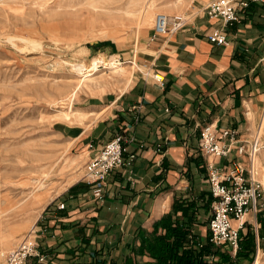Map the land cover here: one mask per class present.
<instances>
[{
    "label": "crops",
    "instance_id": "obj_1",
    "mask_svg": "<svg viewBox=\"0 0 264 264\" xmlns=\"http://www.w3.org/2000/svg\"><path fill=\"white\" fill-rule=\"evenodd\" d=\"M215 28H224L223 21L201 11L182 29L151 39L142 60L149 72H134L128 87L112 90L96 118L78 129L76 143L87 148L88 159L125 134V165L108 176L103 201L79 178L64 191L65 208L55 200L39 216L35 232L47 259L32 264H124L140 244L139 230L152 231L175 201L196 205L193 232L207 237L208 162L226 160L202 150L200 130L237 127L241 141L255 134L264 99V4H252L226 27L227 45L209 39ZM154 73L164 76V85ZM246 217L256 229L264 213Z\"/></svg>",
    "mask_w": 264,
    "mask_h": 264
},
{
    "label": "rangeland",
    "instance_id": "obj_2",
    "mask_svg": "<svg viewBox=\"0 0 264 264\" xmlns=\"http://www.w3.org/2000/svg\"><path fill=\"white\" fill-rule=\"evenodd\" d=\"M151 1L154 13L141 24L140 11ZM209 1L0 0V264L1 252L34 232L39 216L55 200L64 202L66 188L86 176L90 159L76 143L77 131L96 118L112 90H125L134 72H149L142 60L156 15L188 21ZM101 56L106 60L89 71ZM75 63L87 65L84 73L73 69ZM76 113L78 120L64 118ZM258 131L264 184V99ZM35 193L42 196L31 204ZM209 217L210 212L203 219L207 224ZM260 223L256 250L241 264H256L257 256L264 264V219ZM213 244L234 257L241 248ZM219 260L220 255L209 258Z\"/></svg>",
    "mask_w": 264,
    "mask_h": 264
},
{
    "label": "built area",
    "instance_id": "obj_3",
    "mask_svg": "<svg viewBox=\"0 0 264 264\" xmlns=\"http://www.w3.org/2000/svg\"><path fill=\"white\" fill-rule=\"evenodd\" d=\"M254 3L264 4V0H210L204 6V12L222 20L224 28H215L209 34V39L219 45L229 44L226 27L240 22ZM186 22L182 15L158 13L151 39L176 32ZM153 78L164 85L165 78L162 74L154 73ZM240 134L237 127L218 129L213 124H208L201 128L199 137L200 146L205 153L226 160L222 164L209 161L207 167L209 192L212 195L208 220L210 241L216 245L225 244L235 251L240 247L241 231H248V213H264V184L259 179L257 162L258 153L263 148L261 136L258 131L250 140L241 141ZM125 142V134H115L87 162L85 178L99 201L104 199L108 176L125 165ZM134 157L132 154L131 158ZM59 208H65V202H61ZM1 256L5 264H32L33 258H37L38 262L47 259L39 251L35 231L15 247L3 250Z\"/></svg>",
    "mask_w": 264,
    "mask_h": 264
},
{
    "label": "trees",
    "instance_id": "obj_4",
    "mask_svg": "<svg viewBox=\"0 0 264 264\" xmlns=\"http://www.w3.org/2000/svg\"><path fill=\"white\" fill-rule=\"evenodd\" d=\"M202 197L204 207L210 210L212 195L207 192ZM193 205L196 206L175 201L172 212L156 221L152 231L141 228L137 235L140 244L133 247L124 264H214L209 261L214 255H220L219 264H241L240 259L249 258L250 253L256 250V234L250 225L247 233L241 231V248L236 257L227 251L215 249L210 241V233L202 239L193 232L192 222L197 219L194 210H191ZM144 255L151 260L143 262L138 259V256Z\"/></svg>",
    "mask_w": 264,
    "mask_h": 264
},
{
    "label": "bare ground",
    "instance_id": "obj_5",
    "mask_svg": "<svg viewBox=\"0 0 264 264\" xmlns=\"http://www.w3.org/2000/svg\"><path fill=\"white\" fill-rule=\"evenodd\" d=\"M155 8V2L154 1H151V2H148L145 6H144V8L140 11V15H139V17H140V22L139 23H144L145 21H147V20H149L150 19V17L153 15V13H154V11H153V9ZM111 58V57H110ZM106 59H104L102 56L101 57H94V60H93V62H92V65H93V67H91V69L89 70V71H91V70H96L97 69V67H98V64H99V62L100 61H105ZM66 62H68V61H66ZM78 63H80V62H78ZM112 64L114 63V61H112L111 62ZM111 63H109V64H111ZM85 68H87V65H85V64H77V63H75V65H74V68L73 69H75L76 71H79V72H82V73H84L83 71L85 70ZM89 69V68H88ZM86 74V73H85ZM90 74H92L91 72L89 73V74H87V75H90ZM86 75V76H87ZM88 77V76H87ZM62 113H65V111H62ZM64 118H68V119H71V120H78L80 117H79V115H78V113H76V114H74V115H69V114H65L64 115ZM40 180V179H39ZM38 180V181H39ZM39 185V184H38ZM44 185V184H43ZM42 185V186H43ZM42 186H40V187H42ZM43 191V190H42ZM41 196H42V194L41 193H35V195L33 194V196H32V198H31V196H30V198H31V201H30V203L32 204H34V202L35 201H37V199H39V198H41ZM29 199V198H28ZM6 202H7V204H9V203H11V200L8 198V197H6L5 199H4ZM29 202V201H28ZM36 203H39V202H36ZM35 203V204H36ZM7 209V208H6ZM258 258H256L257 260H256V264H260V256H257Z\"/></svg>",
    "mask_w": 264,
    "mask_h": 264
}]
</instances>
